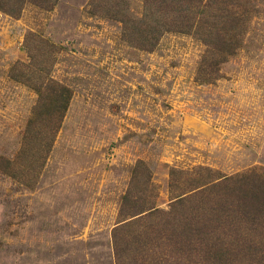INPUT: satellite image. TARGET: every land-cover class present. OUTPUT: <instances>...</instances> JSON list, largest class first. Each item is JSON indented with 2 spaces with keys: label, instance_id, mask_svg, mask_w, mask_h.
Segmentation results:
<instances>
[{
  "label": "rangeland",
  "instance_id": "rangeland-1",
  "mask_svg": "<svg viewBox=\"0 0 264 264\" xmlns=\"http://www.w3.org/2000/svg\"><path fill=\"white\" fill-rule=\"evenodd\" d=\"M152 1L0 0V264H131L152 222L120 216L127 194L194 218L181 250L145 245L143 264H264V220L216 223L205 196L170 207L207 171L264 170V0ZM178 15L189 32L166 30ZM230 27L234 53L200 81ZM50 80L71 92L59 123L35 90Z\"/></svg>",
  "mask_w": 264,
  "mask_h": 264
},
{
  "label": "trees",
  "instance_id": "trees-1",
  "mask_svg": "<svg viewBox=\"0 0 264 264\" xmlns=\"http://www.w3.org/2000/svg\"><path fill=\"white\" fill-rule=\"evenodd\" d=\"M157 1L158 0H153L151 3L156 4ZM172 1L184 2L186 0H164L162 2L164 9L162 10L168 11V4ZM191 1L199 2L201 0ZM100 8L101 6L96 7L97 10ZM109 8L111 11L110 6ZM233 8L234 7L231 4H227L224 10H222V12L225 14L224 17H234L236 13L232 10ZM105 11L109 12L107 7L105 8ZM119 13L120 12L115 10L116 15H119ZM179 18L180 15H178V19L176 17V19H173L168 24L165 23L164 25L167 27L166 30L179 33L189 32L192 26L191 21L194 19H192L190 15H185L181 19ZM121 21L123 24H126L124 19ZM139 25L141 26L144 24L143 22H139ZM212 26H214V24ZM222 30V37L218 40L217 44L212 46L208 43H205L206 45L213 47V49L216 50V53H213L212 55L210 53V56L207 59L203 58L197 69V78L202 82L213 83L217 78H219V65L224 62V59L227 55L233 54V51L236 48L237 39L236 34H233L232 32V28L230 27ZM139 31L140 30H138V33ZM153 35L154 34L150 33L144 37L138 38V45L141 49L146 51H152L154 49L157 43V36ZM149 36L151 39L148 38ZM147 38L149 40H147ZM49 82L50 83L42 86L40 84V86L35 88V90L39 94V104L46 105V101H52L54 103L57 112L55 122L59 123L71 98V92L69 88L65 87L64 85L55 82L53 83L51 80ZM182 186H184L182 190L183 192L179 194L178 197H176L177 199L175 201L172 202L170 205L171 209L175 208L176 206L177 208L181 207L185 202L194 198L195 196H200V198L205 196L204 199H209L211 202V207L210 209H207V211L213 213L214 217H216L214 219L216 223L223 220L226 222L230 214L238 217L242 221H245L246 223L250 224V226L259 224L260 220H264V170L262 169H259L255 172L252 171L237 174L235 176H218L217 174L211 175L207 171V173L204 176H201V178L197 177L189 181H183ZM215 188L218 189L216 193L218 197L216 198L215 195L212 198L211 190ZM187 193L189 194L183 196ZM128 196H130V194H127L123 198V202L119 211L120 216L122 218L126 216H128V218H132L134 216L140 215L132 219L137 220L129 221V224H135L142 221L152 222L146 227V229L151 231L149 234L142 233L140 235L137 234L134 236L133 240L135 241L134 243L137 244V247L134 250L135 255L133 254L132 256L131 264H143L145 245L159 247L164 243L163 241L166 240L168 241L167 243L171 242L173 244L174 250H181L183 239L192 232L191 226L194 223L192 221L194 218H188L189 215H186L179 220V217L176 216L172 211H159L154 207H147V205H144L145 203L143 200L138 198V196H135V200L130 202L128 201ZM199 202L200 205L205 204L203 200H200ZM202 219L203 218H201L200 222L204 223L205 225H207V223L210 221V218ZM176 228L179 230L177 233L175 232ZM251 230H253V227ZM166 245L169 246V244ZM122 249V246L120 244L118 245L115 238V253L119 258L123 253ZM260 259L263 260L264 257H261ZM175 264H185V262L181 260L180 262H175Z\"/></svg>",
  "mask_w": 264,
  "mask_h": 264
}]
</instances>
